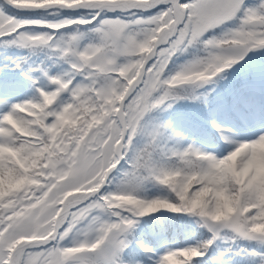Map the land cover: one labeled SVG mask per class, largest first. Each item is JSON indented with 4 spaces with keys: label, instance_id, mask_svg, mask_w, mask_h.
I'll use <instances>...</instances> for the list:
<instances>
[{
    "label": "snow or ice",
    "instance_id": "obj_1",
    "mask_svg": "<svg viewBox=\"0 0 264 264\" xmlns=\"http://www.w3.org/2000/svg\"><path fill=\"white\" fill-rule=\"evenodd\" d=\"M0 264H264V0H0Z\"/></svg>",
    "mask_w": 264,
    "mask_h": 264
}]
</instances>
